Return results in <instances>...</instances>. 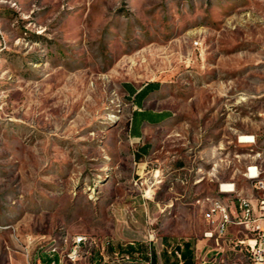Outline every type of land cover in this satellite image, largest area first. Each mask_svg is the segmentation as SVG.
I'll return each mask as SVG.
<instances>
[{"label": "rangeland", "instance_id": "rangeland-1", "mask_svg": "<svg viewBox=\"0 0 264 264\" xmlns=\"http://www.w3.org/2000/svg\"><path fill=\"white\" fill-rule=\"evenodd\" d=\"M150 81L140 107L126 84ZM138 110L162 117L136 126ZM255 165L264 177V0H0V264L76 233L201 239L203 202L222 183L257 192ZM213 243L198 264L237 259Z\"/></svg>", "mask_w": 264, "mask_h": 264}, {"label": "built area", "instance_id": "built-area-1", "mask_svg": "<svg viewBox=\"0 0 264 264\" xmlns=\"http://www.w3.org/2000/svg\"><path fill=\"white\" fill-rule=\"evenodd\" d=\"M262 169L257 165L251 166V181L257 182V201L254 204L249 197L241 194L234 182L222 183L220 191L225 200L213 199L206 209H213V217H206L214 228L206 231L205 235L213 239L221 248L223 242L233 252L236 260L231 264H264V177ZM234 197V198H232ZM236 232L231 233L230 229ZM91 239V235L76 233L69 237V243L62 248H71L70 256H62V248L52 252V258L44 261L38 258L36 264H113V258L130 256L129 264H152L153 255L151 247L146 258H142L140 252H131L128 249L114 248L111 240L101 236V241H92V247L81 248V240ZM151 245L154 235L149 233L146 237ZM30 243L34 239H29ZM92 248H99V256H92ZM80 249L90 251L89 260H80ZM178 254V253H177ZM44 255V253H42ZM179 255V254H178Z\"/></svg>", "mask_w": 264, "mask_h": 264}, {"label": "crops", "instance_id": "crops-1", "mask_svg": "<svg viewBox=\"0 0 264 264\" xmlns=\"http://www.w3.org/2000/svg\"><path fill=\"white\" fill-rule=\"evenodd\" d=\"M161 117H162V115L158 118V120H160ZM145 121H149V120H145ZM238 191L241 194H243V190H241V191L238 190ZM244 196L249 197L252 200V202L255 204L257 201L256 199H257L258 194H257V192H255V193H252V195H249V196L244 195ZM203 205H204V208L208 207V204H206V202H203ZM206 231H209V229H206L205 232ZM230 231H231V233L236 232L235 228H231ZM205 232H204V234H205ZM144 241H145V244H141L140 247H136V246H134V247L132 246V247L137 252H139V250L142 249L140 252L142 258L147 257V253L149 251V248L151 247V251H152V255H153V264H182V259L180 257L181 255H180L179 251H177V249L183 248L185 242L189 243L190 249L192 250V252L194 254V260H195L194 264H198V258L200 255L203 254L205 249H207V251H206V253H207L210 250L209 247H212V249L214 248L213 239L207 237L206 235H205V237H203L201 239H199V238L195 239V238L191 237V238H186L184 241H176V240H170L167 238H163V242L161 244H157L156 242H153L151 245L149 244V242H146L147 239H145ZM209 241H211L210 242L211 244L209 243ZM131 243H133V242H131ZM222 245L225 247L226 242H223ZM231 254L233 255V252H231ZM205 258H206V256L203 257V259H205Z\"/></svg>", "mask_w": 264, "mask_h": 264}, {"label": "trees", "instance_id": "trees-1", "mask_svg": "<svg viewBox=\"0 0 264 264\" xmlns=\"http://www.w3.org/2000/svg\"><path fill=\"white\" fill-rule=\"evenodd\" d=\"M129 88V92L131 96L133 97V101L139 105L140 107L143 106V101L145 98L152 92L157 90L160 87V82L158 81H150L144 84L140 89H135L131 84H126ZM162 114H149V112L138 110L134 112L133 114V120L136 122V126L139 124V122H143L145 120H158V118ZM135 126V133H138L136 130L137 127ZM129 251L134 252L135 249L130 246L128 248ZM177 251L180 253V257L182 259V264H194V254L192 250L190 249V245L188 242L184 243L183 248H178ZM153 264V260H152Z\"/></svg>", "mask_w": 264, "mask_h": 264}, {"label": "bare ground", "instance_id": "bare-ground-1", "mask_svg": "<svg viewBox=\"0 0 264 264\" xmlns=\"http://www.w3.org/2000/svg\"><path fill=\"white\" fill-rule=\"evenodd\" d=\"M240 141H252V136L249 135H241ZM248 178H251V167H249L248 172L246 173ZM254 182V187L257 190V182ZM206 217H213V209H207L205 211ZM92 241H101V238L98 236H91V239H84L81 240V248H89L92 247ZM58 247V246H57ZM57 250V248H53L48 252H44L48 254L46 258H52V252ZM98 253L99 255V248H92V253ZM90 253L87 249H80V260L83 259L85 254ZM71 255V248H64L62 249V256H70ZM130 263V256H121L119 258H113V264H129Z\"/></svg>", "mask_w": 264, "mask_h": 264}]
</instances>
